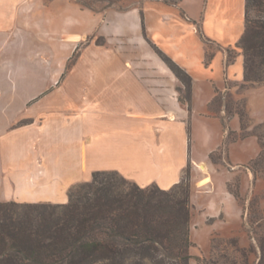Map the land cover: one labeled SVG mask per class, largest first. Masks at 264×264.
Returning <instances> with one entry per match:
<instances>
[{
	"label": "crops",
	"instance_id": "crops-1",
	"mask_svg": "<svg viewBox=\"0 0 264 264\" xmlns=\"http://www.w3.org/2000/svg\"><path fill=\"white\" fill-rule=\"evenodd\" d=\"M65 2L69 34L83 31L81 40L95 32L105 37L107 44L98 48L101 57L95 61L116 65L118 73L86 76L83 106L76 103L82 91L58 92L67 106L58 105L56 92L39 98L38 92L27 95L19 91L17 80L29 76L26 69L14 71L13 45L18 52L23 50L29 29L43 41L44 0H0V202L67 204L72 186L89 182L97 171H117L141 187L157 185L170 190L181 183L191 166L195 192L206 198L201 204L193 193L194 208H203L208 219L226 212L236 217L234 226H241L242 210L228 180L221 182V172L210 162L226 139L222 120L211 113L210 103L225 90L226 81L244 83V55L239 54L229 65L222 51L208 59L206 42L224 48L236 46L246 30V0H179L175 4L145 0L143 8L107 10L101 15ZM49 9L59 20L61 0H55ZM78 16L82 18L79 24ZM195 23H201L203 37ZM52 33H61V27ZM128 43L132 58L121 53ZM153 46L191 77V109L180 99L182 82L158 59ZM218 59L223 66V86L217 79ZM42 61L43 66L45 59ZM97 81L107 107L116 102L115 125L98 123L93 108L88 107L92 100L87 86L91 88ZM230 125L239 130L237 117ZM253 140L256 138L251 136L244 141ZM191 236L196 242L193 229ZM191 253L197 255L193 249Z\"/></svg>",
	"mask_w": 264,
	"mask_h": 264
},
{
	"label": "rangeland",
	"instance_id": "rangeland-1",
	"mask_svg": "<svg viewBox=\"0 0 264 264\" xmlns=\"http://www.w3.org/2000/svg\"><path fill=\"white\" fill-rule=\"evenodd\" d=\"M65 1L74 3L81 10L89 11L93 15H101L107 10L125 12L134 7L143 8L145 0H61L59 20H55L49 12V8L52 7L55 0H44L43 27L45 33L43 34V41L37 40L35 31L29 29L28 42L23 50L18 52L14 43L12 58L15 61L13 69L15 72L22 68L26 69L29 76L27 79L21 77L17 80L20 86L19 91L25 92L27 95L38 92L39 98L50 92H56L55 97L60 106H67L68 104H66V99H63V96L58 95V92L63 90L82 91V97L76 96V103L78 106H83L86 103L84 78L90 75L99 78V76L106 74H117L118 70L116 65L103 66L95 61L101 57L98 48L107 44L105 37L95 32L81 40L83 31L77 30L76 34L74 32L69 34L67 29L69 10L68 7L64 6L67 3ZM177 1L179 0H166L168 4H175ZM253 15L254 13H252ZM80 18L79 16L77 18L78 24ZM199 24L197 26L195 23V27L203 37L201 23ZM113 25L111 23L110 26ZM59 26L61 33L53 34V30ZM17 36L19 38V35ZM206 43L210 48L208 59H211L214 52L222 51L226 55L228 65L234 63L239 54H243V50L236 48V46L224 48L221 45ZM57 44H60V49L57 48ZM127 45V48L121 53L132 58V46L129 43ZM153 50L158 59L166 63L165 54L154 46ZM20 59L23 61L22 63ZM42 59H45L43 66ZM218 60L220 61L217 63V79L223 86V66L221 59ZM236 71L237 67L233 69V75L237 73ZM52 77H54L53 80ZM181 82L182 85L179 87L180 99L191 109L192 82L189 83L186 78ZM49 85L51 87L46 91L39 92ZM259 85H247L245 81L244 83L233 80L226 81L225 90L216 95L210 103L211 113L222 120L226 137L223 145L211 155L210 162L216 171L221 172L219 174L221 182L228 180V188L235 196L238 208L242 210V223L239 227L234 226L236 217L230 216L226 212H220L218 216H211L208 219L205 217L204 212L206 211H203V208H194L195 206L191 203L193 193H195V200L201 204H204L206 198L195 192L194 183L196 180L192 179L191 166L187 167L180 183L182 188L177 190V193L187 192L190 195V234L193 229L196 240L194 242L191 236L190 253L193 249L197 254L192 255L190 264H200L198 258L204 259L206 264H264V86ZM88 86L86 92L92 100V104H88V107L93 108L94 120L97 119L98 123L115 125L117 123L114 109L116 102L107 107V100L100 95L101 84L98 81L91 88ZM252 86L255 88L248 91ZM80 87L82 88L80 89ZM201 90L205 95L206 88L202 83ZM79 96L81 95L79 94ZM34 102H31L30 105H33ZM19 104L21 101L17 100V105ZM195 107L198 108V105L195 104ZM239 111L245 113L243 118L238 114ZM234 117H237L239 121V130L231 128L230 123ZM251 136L255 137L256 140L244 141ZM254 155L256 156L251 162L247 165L242 164ZM92 180L93 178L89 182ZM89 182L78 183L72 186L70 191L73 190L75 197L78 198L88 190L85 185ZM38 212H42V210ZM38 212L19 205L0 206V219L10 217L15 221H28L29 218L30 220L36 218ZM59 213L62 214L60 209L57 211V214ZM5 252L7 250L0 246V264L22 263L21 257L18 259L14 256L10 257L11 254H15L14 252L11 254Z\"/></svg>",
	"mask_w": 264,
	"mask_h": 264
},
{
	"label": "trees",
	"instance_id": "trees-1",
	"mask_svg": "<svg viewBox=\"0 0 264 264\" xmlns=\"http://www.w3.org/2000/svg\"><path fill=\"white\" fill-rule=\"evenodd\" d=\"M245 26L236 44L244 81L264 84V0H246ZM164 60L181 81L192 82L171 58ZM85 188L78 198L70 191L67 204L0 202L42 210L33 220L0 219L5 253L14 252L10 257H21V264H190V195L177 193L181 184L141 187L117 171H97Z\"/></svg>",
	"mask_w": 264,
	"mask_h": 264
}]
</instances>
